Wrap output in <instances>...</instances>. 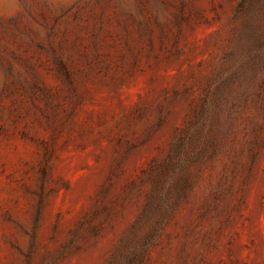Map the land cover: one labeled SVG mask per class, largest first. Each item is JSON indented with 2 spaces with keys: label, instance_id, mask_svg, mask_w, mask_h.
Masks as SVG:
<instances>
[{
  "label": "rangeland",
  "instance_id": "374dc122",
  "mask_svg": "<svg viewBox=\"0 0 264 264\" xmlns=\"http://www.w3.org/2000/svg\"><path fill=\"white\" fill-rule=\"evenodd\" d=\"M0 264H264V0H0Z\"/></svg>",
  "mask_w": 264,
  "mask_h": 264
}]
</instances>
